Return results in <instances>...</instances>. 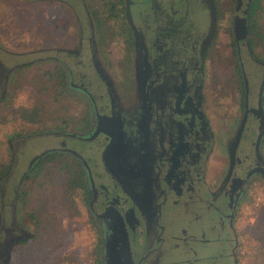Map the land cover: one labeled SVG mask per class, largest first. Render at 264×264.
Instances as JSON below:
<instances>
[{
    "label": "flooded vegetation",
    "instance_id": "1",
    "mask_svg": "<svg viewBox=\"0 0 264 264\" xmlns=\"http://www.w3.org/2000/svg\"><path fill=\"white\" fill-rule=\"evenodd\" d=\"M81 1L85 15L59 0L79 25L71 49L44 51L57 87L41 135L55 140L23 168V142L10 140L5 178L21 177L2 202L0 261L26 235L16 210L22 176L65 163L99 264H241L243 205L264 183V76L254 105L245 67L264 65L251 0L230 10L222 0ZM13 67L0 62V100Z\"/></svg>",
    "mask_w": 264,
    "mask_h": 264
},
{
    "label": "rangeland",
    "instance_id": "2",
    "mask_svg": "<svg viewBox=\"0 0 264 264\" xmlns=\"http://www.w3.org/2000/svg\"><path fill=\"white\" fill-rule=\"evenodd\" d=\"M70 1L85 15L81 0ZM222 2L230 10L236 0ZM86 3L91 4V0ZM262 9L261 32L253 29L251 33L257 56L264 60V2ZM78 27L73 10L59 0H0V62L6 67L16 65L11 69L15 71L10 75L8 95L0 100L1 114L5 115L0 122V211L2 202L9 203L14 198V188L21 177L17 172L11 180L5 178L12 160L10 140L20 136L17 144L23 142L20 151L22 161L25 160L20 166L23 168L54 139L41 135L50 127L44 120V108L52 103L50 93L57 87L53 69L46 73L51 62L45 61L44 51L46 48L70 50ZM56 50L49 54L66 56ZM246 61L252 101L256 105L264 65ZM221 72L227 71L221 69ZM55 102L59 104L60 98L55 97ZM34 108L40 110L37 120L23 117L24 110L30 112ZM50 124L55 126L57 122ZM32 135L34 138L25 139ZM52 167L50 171L42 168L38 175L21 178L19 202L24 199L25 203L17 205V222L26 225L30 235L23 239L25 243L13 248L8 264H99L97 236L86 222L73 167L68 171L71 175L61 164ZM242 211L241 264H264V183L243 205ZM6 214L9 216V208Z\"/></svg>",
    "mask_w": 264,
    "mask_h": 264
},
{
    "label": "trees",
    "instance_id": "3",
    "mask_svg": "<svg viewBox=\"0 0 264 264\" xmlns=\"http://www.w3.org/2000/svg\"><path fill=\"white\" fill-rule=\"evenodd\" d=\"M263 2L264 0H251L250 1V5L248 8V24H249V28L252 31L253 29H258L259 32H261V27H262V20H260V15L262 12V6H263ZM1 109V108H0ZM23 117L27 118V119H32L34 118L35 120H37V118L39 117L40 114V110L38 108H34L32 109L30 112L29 111H23ZM5 115L1 114V110H0V122L4 119ZM64 166L66 167V171L68 173V171H70V166H67V164L64 163ZM42 170V166L40 163L37 164V166H35L33 168V170L30 172V174L32 175H38ZM68 175H71V173ZM21 193H23V195L25 194V191H22ZM21 204L25 203L24 199H21L20 201ZM22 226H26V225H22ZM26 228V227H25ZM26 240L21 241L20 243H18V245H21L22 243H25ZM17 245V246H18ZM98 251V250H97Z\"/></svg>",
    "mask_w": 264,
    "mask_h": 264
},
{
    "label": "water",
    "instance_id": "4",
    "mask_svg": "<svg viewBox=\"0 0 264 264\" xmlns=\"http://www.w3.org/2000/svg\"><path fill=\"white\" fill-rule=\"evenodd\" d=\"M243 22L244 23H242L241 25H242V27H243V30L246 32V30H247V17H243ZM237 24H238V22H237ZM264 83V82H263ZM245 120H246V118H245ZM245 120L244 121H242L243 123H242V127H241V129H240V132L238 133V135H237V143H236V145L239 143V141H240V138H241V135H242V128H243V126H244V122H245ZM261 137H262V135H260L259 136V139H258V150H259V145H260V142H261ZM42 154H40V155H38L37 157L39 158L40 156H41ZM36 157V158H37ZM24 231H25V236L24 237H21V239L23 240V239H25V238H27V237H29V235H30V232H28V231H26L25 229H24ZM9 260H10V253L8 254V257H6L5 259H4V261H5V264H8V262H9Z\"/></svg>",
    "mask_w": 264,
    "mask_h": 264
}]
</instances>
